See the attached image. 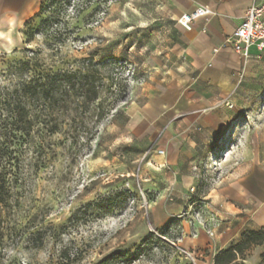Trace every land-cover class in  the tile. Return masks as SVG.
Here are the masks:
<instances>
[{
  "label": "rangeland",
  "instance_id": "rangeland-1",
  "mask_svg": "<svg viewBox=\"0 0 264 264\" xmlns=\"http://www.w3.org/2000/svg\"><path fill=\"white\" fill-rule=\"evenodd\" d=\"M115 8V0H79L73 12L53 9L60 24L50 31L44 12L24 30L26 48L0 56L1 77L27 57L62 71L84 59L98 62L113 55L122 59L113 72L121 84L115 91L126 95L91 146L58 144L46 168L37 170L29 161L24 166L14 184L12 207L2 214L0 264H214L215 248L196 252L183 244L184 237L197 238L200 230L214 240L209 234L220 218L201 204L202 193L195 191L186 200L187 211L170 217L161 212L160 199L145 176L151 135L130 132L128 108L148 93L151 71L134 64V55H129L134 42ZM251 61L234 93L240 102L233 103L238 112L227 127L226 140L218 142L203 166L200 188L207 186L206 191L238 165L264 171V55ZM62 139L54 137L52 143ZM262 223L248 221L245 232L260 231ZM242 234L224 249L240 242ZM263 254L264 242L253 245L239 264H264Z\"/></svg>",
  "mask_w": 264,
  "mask_h": 264
},
{
  "label": "crops",
  "instance_id": "crops-1",
  "mask_svg": "<svg viewBox=\"0 0 264 264\" xmlns=\"http://www.w3.org/2000/svg\"><path fill=\"white\" fill-rule=\"evenodd\" d=\"M44 1L0 0V56L26 48V24L40 14ZM115 1L114 12L127 23L125 31L134 42L130 57L151 71L148 93L128 108L130 132L151 135L145 176L160 199L161 212L170 217L187 211L192 189L202 193L201 204L220 218L214 240L200 230L197 238L184 237L183 244L196 252L215 248L217 254L246 231L248 221L264 226L262 169L250 172L247 165H238L214 189L200 188L203 166L218 142L226 140L227 127L237 115L240 98L234 93L254 62L225 46L253 1ZM198 7H208L212 14L187 31L177 21ZM227 102L236 103L235 108L226 107Z\"/></svg>",
  "mask_w": 264,
  "mask_h": 264
},
{
  "label": "trees",
  "instance_id": "trees-1",
  "mask_svg": "<svg viewBox=\"0 0 264 264\" xmlns=\"http://www.w3.org/2000/svg\"><path fill=\"white\" fill-rule=\"evenodd\" d=\"M73 1L45 0L36 19L48 13L44 25L50 31L60 24L52 10L67 12ZM36 19L26 24V31ZM26 51L32 54L29 49ZM121 60L114 56L102 57L98 62L88 58L74 69L55 71L40 59L27 57L1 76L0 226L2 214L12 207L14 184L28 161L41 170L48 165L53 146L83 148L95 141L100 126L116 110L118 100L126 98L121 91H115L121 84L113 76ZM124 88L126 94L128 85ZM57 136L62 141L52 143ZM263 242L264 226L260 231L245 232L240 242L218 252L214 264H239L253 245Z\"/></svg>",
  "mask_w": 264,
  "mask_h": 264
},
{
  "label": "built area",
  "instance_id": "built-area-1",
  "mask_svg": "<svg viewBox=\"0 0 264 264\" xmlns=\"http://www.w3.org/2000/svg\"><path fill=\"white\" fill-rule=\"evenodd\" d=\"M252 5L248 8L242 23L236 28L232 37L225 41V46L231 47L244 61L260 58L264 55V0H252ZM75 0L69 7L68 13L73 12L76 7ZM212 13L208 7H198L192 13L184 14L178 19V24L187 31L191 30L198 19H206ZM104 13L99 15L95 25H99ZM256 50L257 55L252 51ZM226 107L233 109L234 105L227 102ZM162 153V152H161ZM192 193L195 189L191 190ZM210 237H215L211 232Z\"/></svg>",
  "mask_w": 264,
  "mask_h": 264
},
{
  "label": "bare ground",
  "instance_id": "bare-ground-1",
  "mask_svg": "<svg viewBox=\"0 0 264 264\" xmlns=\"http://www.w3.org/2000/svg\"><path fill=\"white\" fill-rule=\"evenodd\" d=\"M261 214H262V212L258 213V215H261Z\"/></svg>",
  "mask_w": 264,
  "mask_h": 264
}]
</instances>
